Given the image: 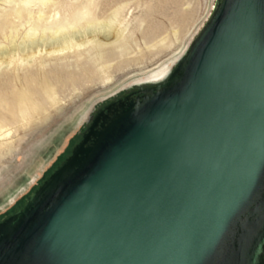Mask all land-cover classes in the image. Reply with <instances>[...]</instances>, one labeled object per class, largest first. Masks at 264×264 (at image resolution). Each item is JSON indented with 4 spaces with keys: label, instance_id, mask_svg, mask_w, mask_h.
<instances>
[{
    "label": "water",
    "instance_id": "1",
    "mask_svg": "<svg viewBox=\"0 0 264 264\" xmlns=\"http://www.w3.org/2000/svg\"><path fill=\"white\" fill-rule=\"evenodd\" d=\"M0 264H264V0H216L165 81L95 111Z\"/></svg>",
    "mask_w": 264,
    "mask_h": 264
},
{
    "label": "rangeland",
    "instance_id": "2",
    "mask_svg": "<svg viewBox=\"0 0 264 264\" xmlns=\"http://www.w3.org/2000/svg\"><path fill=\"white\" fill-rule=\"evenodd\" d=\"M215 3L216 0L98 1V17L124 5L127 40L117 43L124 47L123 52L114 45L106 49L100 61L93 51L61 62L51 60L44 68L51 97L38 89L33 92L39 110L21 121L0 112L1 126L9 132L0 142V222L21 209L71 154L95 111L117 100L154 67L172 63L195 40ZM0 4V9L6 6ZM12 68L16 69H0V93L11 86ZM35 71V65L30 64L18 67L17 74L34 77Z\"/></svg>",
    "mask_w": 264,
    "mask_h": 264
},
{
    "label": "bare ground",
    "instance_id": "3",
    "mask_svg": "<svg viewBox=\"0 0 264 264\" xmlns=\"http://www.w3.org/2000/svg\"><path fill=\"white\" fill-rule=\"evenodd\" d=\"M98 1L0 0L6 5L0 9V69L7 70L11 66L16 68H12L14 77L11 86L0 93L1 113L10 114L21 121L39 110L33 99V92L38 89L51 97L53 92L48 86V73L44 70L45 64L51 60L61 62L80 53L93 51L100 61L106 49L127 40L124 33L127 23L122 16L124 5L106 16L98 17ZM211 13L212 9L208 19ZM190 45L172 63L150 69L147 75L135 83L139 86L147 83L157 85L165 81ZM117 46L123 52L124 47ZM118 48L114 47V50ZM30 64L36 67L34 77L27 74L19 77L18 67ZM104 64L101 66H105ZM54 68L55 66L53 73H56L57 69ZM8 135L9 132L1 126L0 119V142Z\"/></svg>",
    "mask_w": 264,
    "mask_h": 264
},
{
    "label": "flooded vegetation",
    "instance_id": "4",
    "mask_svg": "<svg viewBox=\"0 0 264 264\" xmlns=\"http://www.w3.org/2000/svg\"><path fill=\"white\" fill-rule=\"evenodd\" d=\"M137 95H138V94H134V95H131V97L134 98V97H137ZM60 159H61V155H60L59 158L57 157L55 164H57V163L60 161ZM62 159H63V158H62ZM45 176H46V175H45Z\"/></svg>",
    "mask_w": 264,
    "mask_h": 264
}]
</instances>
